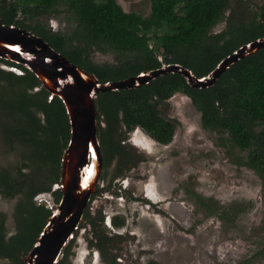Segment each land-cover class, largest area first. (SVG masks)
Segmentation results:
<instances>
[{"label": "trees", "instance_id": "1", "mask_svg": "<svg viewBox=\"0 0 264 264\" xmlns=\"http://www.w3.org/2000/svg\"><path fill=\"white\" fill-rule=\"evenodd\" d=\"M149 1L150 13L144 16L125 11L118 0H0V21L42 37L101 83L159 69L166 63L180 64L202 77L242 45L264 37V5L245 17L227 15L231 0ZM51 16L63 18L70 31L52 29L44 22ZM224 21L226 28L214 31ZM160 50L165 51L166 63L158 58ZM95 51L112 52L115 62L96 63L92 59ZM2 63L21 69L22 74L0 66V132L10 144L19 143L25 155L18 175L8 170L0 173L1 192L21 195L15 206L13 234L0 212V264H26L24 256L53 212L45 204L38 205L35 197L49 193L55 204L62 197L60 188L52 189L61 183L71 125L64 102L58 96L50 99L35 73L0 58ZM179 92L189 96L199 111L203 129L216 133L221 145L245 152L239 160L259 174L264 187V47L233 63L213 86L194 87L182 74L168 73L139 87L98 93V138L104 164H114L117 177L129 171L138 157L128 143L136 127L162 145L172 143L178 121L163 116L162 107ZM99 191L91 200L103 194ZM187 191L198 209L223 224L234 226L240 214L251 208L250 202L224 205L191 188ZM104 219L102 211L92 216L87 208L80 228L90 224V233L98 239L91 242L108 257L115 235L100 225ZM112 223L120 227L124 221L115 216ZM73 240L57 264L70 263ZM262 259L264 246L230 264H254ZM150 264L159 263L152 260Z\"/></svg>", "mask_w": 264, "mask_h": 264}, {"label": "rangeland", "instance_id": "2", "mask_svg": "<svg viewBox=\"0 0 264 264\" xmlns=\"http://www.w3.org/2000/svg\"><path fill=\"white\" fill-rule=\"evenodd\" d=\"M118 2L127 12L150 13L149 0ZM263 5L264 0H231L227 15L247 17ZM61 19L51 16L44 22L54 30L67 31ZM226 26L221 22L214 31ZM164 55L165 51H158V58L166 63ZM92 59L99 64L115 62L112 52L95 51ZM0 66L11 70L6 64ZM162 113L178 121L172 143L159 144L137 128L128 135V143L140 158L129 171L117 177L114 164H103L99 185L107 191L93 198L89 209L92 216L102 211L105 219L100 225L115 235L110 244L112 255H102L91 242L90 228L84 226L75 233L69 264H112V257L114 264H150L152 260L159 264H230L264 246V187L259 174L239 160L245 152L221 145L216 133L203 129L199 111L184 93L174 94ZM4 138L0 132V173L8 170L18 175L25 151L19 143L10 144ZM56 188L59 184L52 190ZM189 188L224 205L250 202L251 208L240 214L234 226L223 224L198 209L189 198ZM20 197L4 195L0 187V212L5 214L9 234L16 230L14 214ZM36 202L55 206L49 193H41ZM115 216L124 221L122 226L113 225ZM254 264H264V259Z\"/></svg>", "mask_w": 264, "mask_h": 264}, {"label": "water", "instance_id": "3", "mask_svg": "<svg viewBox=\"0 0 264 264\" xmlns=\"http://www.w3.org/2000/svg\"><path fill=\"white\" fill-rule=\"evenodd\" d=\"M263 47L264 37L246 43L202 77L180 64H163L159 69L101 83L95 74L71 62L42 37L0 21V58L20 63L35 73L49 98L58 96L64 102L71 125L61 163L62 197L53 206L37 242L24 256L26 264H57L63 258L64 248L75 238L86 209H91L92 196L100 189L104 161L98 138V93L139 87L168 73L182 74L194 87L213 86L233 63ZM86 227L90 228V224Z\"/></svg>", "mask_w": 264, "mask_h": 264}, {"label": "clouds", "instance_id": "4", "mask_svg": "<svg viewBox=\"0 0 264 264\" xmlns=\"http://www.w3.org/2000/svg\"><path fill=\"white\" fill-rule=\"evenodd\" d=\"M9 68H11V70H12L13 72H15V73L17 72L18 74H22V70L19 69V68H17V67L10 66ZM137 128H141V127H136L135 129H137ZM135 129H134V130H135ZM134 130H133V131H134ZM130 133H131V132H130ZM130 133H129V134H130ZM152 139H153V138H152ZM128 140H130V139L128 138ZM128 142H129V141H128ZM156 142H157V141H156ZM133 143L136 144L135 141H133ZM157 143H158V142H157ZM159 144H160V143H159ZM40 196H41V194L37 195V196L35 197V200H36V201H39ZM43 199H44V198H43ZM41 202H43V200H41ZM51 205H52V204H49V206H48V205H47V206H48L49 208L52 209L53 206H51Z\"/></svg>", "mask_w": 264, "mask_h": 264}, {"label": "flooded vegetation", "instance_id": "5", "mask_svg": "<svg viewBox=\"0 0 264 264\" xmlns=\"http://www.w3.org/2000/svg\"><path fill=\"white\" fill-rule=\"evenodd\" d=\"M100 191L99 192H103L104 193V188H102V187H100V189H99ZM147 195V194H146ZM86 228H88V227H86ZM90 229H91V226H90ZM106 232V231H105ZM107 233V232H106ZM90 234V237L92 238V239H94V242L95 243H97L98 242V239L97 238H94V236H93V234H91V233H89ZM110 236H112V235H110ZM99 250V249H98ZM100 251V250H99Z\"/></svg>", "mask_w": 264, "mask_h": 264}]
</instances>
